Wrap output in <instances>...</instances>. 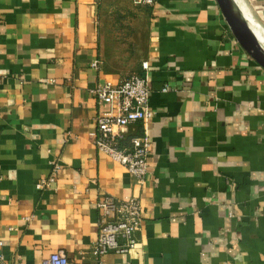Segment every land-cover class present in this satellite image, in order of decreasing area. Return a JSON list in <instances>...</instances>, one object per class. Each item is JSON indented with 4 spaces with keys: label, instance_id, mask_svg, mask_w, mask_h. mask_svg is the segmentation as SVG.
I'll use <instances>...</instances> for the list:
<instances>
[{
    "label": "crops",
    "instance_id": "obj_1",
    "mask_svg": "<svg viewBox=\"0 0 264 264\" xmlns=\"http://www.w3.org/2000/svg\"><path fill=\"white\" fill-rule=\"evenodd\" d=\"M236 1L264 32V0ZM135 74L155 111L142 187L95 145L97 117L117 107L94 89ZM143 135L127 126L122 144ZM55 160L53 188L38 189ZM102 195L143 202L128 253H93ZM57 251L70 264H264V69L216 0H0V254Z\"/></svg>",
    "mask_w": 264,
    "mask_h": 264
},
{
    "label": "built area",
    "instance_id": "obj_2",
    "mask_svg": "<svg viewBox=\"0 0 264 264\" xmlns=\"http://www.w3.org/2000/svg\"><path fill=\"white\" fill-rule=\"evenodd\" d=\"M158 0H135L137 4L154 6ZM98 61L92 66L97 68ZM144 69L148 63H142ZM164 91L167 88L163 89ZM98 101L117 107V112L99 115L96 119L95 145L109 155L111 159L126 167L137 185L144 186L149 176V157L151 143L148 137L149 123L154 119L155 111L150 106L151 89L147 75H131L118 84L105 83L93 91ZM141 122L144 135L133 138L130 145H123V128ZM121 130L115 132L114 128ZM61 165L51 162L49 175L37 183L38 189H52ZM99 213L98 236L93 246L94 255H105L111 251L125 254L138 247L136 233L144 219V206L140 197L127 201L116 199L112 195H102L95 202ZM0 263L7 264L0 254ZM21 264V263H18ZM40 264H70L63 252L57 251L44 258Z\"/></svg>",
    "mask_w": 264,
    "mask_h": 264
},
{
    "label": "water",
    "instance_id": "obj_3",
    "mask_svg": "<svg viewBox=\"0 0 264 264\" xmlns=\"http://www.w3.org/2000/svg\"><path fill=\"white\" fill-rule=\"evenodd\" d=\"M232 35L250 58L264 69V46L236 0H216Z\"/></svg>",
    "mask_w": 264,
    "mask_h": 264
},
{
    "label": "bare ground",
    "instance_id": "obj_4",
    "mask_svg": "<svg viewBox=\"0 0 264 264\" xmlns=\"http://www.w3.org/2000/svg\"><path fill=\"white\" fill-rule=\"evenodd\" d=\"M251 24H252V29H253L257 39L260 42H264V32L261 31V28H259V26H256L254 23H251Z\"/></svg>",
    "mask_w": 264,
    "mask_h": 264
},
{
    "label": "rangeland",
    "instance_id": "obj_5",
    "mask_svg": "<svg viewBox=\"0 0 264 264\" xmlns=\"http://www.w3.org/2000/svg\"><path fill=\"white\" fill-rule=\"evenodd\" d=\"M244 11H246V9L244 8ZM247 12V11H246ZM248 14V13H247ZM262 31V30H261ZM263 32V31H262Z\"/></svg>",
    "mask_w": 264,
    "mask_h": 264
}]
</instances>
